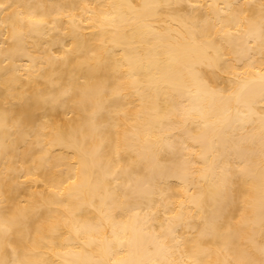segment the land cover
I'll return each instance as SVG.
<instances>
[{
	"label": "bare ground",
	"instance_id": "6f19581e",
	"mask_svg": "<svg viewBox=\"0 0 264 264\" xmlns=\"http://www.w3.org/2000/svg\"><path fill=\"white\" fill-rule=\"evenodd\" d=\"M0 264H264V0H0Z\"/></svg>",
	"mask_w": 264,
	"mask_h": 264
}]
</instances>
